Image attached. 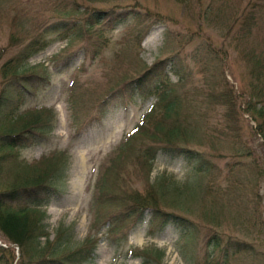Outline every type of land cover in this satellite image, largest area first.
<instances>
[{
  "label": "rangeland",
  "instance_id": "374dc122",
  "mask_svg": "<svg viewBox=\"0 0 264 264\" xmlns=\"http://www.w3.org/2000/svg\"><path fill=\"white\" fill-rule=\"evenodd\" d=\"M93 8L105 14H100L83 37L68 45L69 40L52 39L50 30L65 29L68 22H74L71 30L77 31ZM111 11L138 17L111 29ZM34 40L48 43L30 58L23 55L27 77L47 67L51 83L49 87L30 83L15 114L7 118L0 113V125L22 131L35 120L29 111L53 108L51 117L37 119L50 128L19 151V157L29 162L56 151L68 155L64 177L56 180L54 198L42 219L48 240L53 241L61 228L71 233L72 246L102 235L84 264H141L142 257L134 254L143 249L163 250L165 264H215L223 262L220 252L211 249L216 233L221 248L236 250L228 254V264H264V142L254 132L259 120L243 111L246 101L261 104L256 94L264 85L251 71L258 57L264 65V0H0V81L1 66L22 55L25 45ZM71 56L70 62H63ZM160 60L169 64L168 70L177 64L187 69L188 78L183 82L173 74L170 80L175 96L183 102L186 120L197 129L190 133L193 141L186 147L198 158L184 162L159 154L148 174L135 161L125 159L114 178L108 177L106 171L117 146L141 122L155 97L129 98L126 89L110 97L107 88L123 76L128 77L126 81L137 78L144 63L152 66ZM156 74L154 71L152 76ZM220 78L227 83H219ZM4 85L0 82V92ZM124 85L122 81L115 88ZM229 90L235 106L228 115L219 94ZM71 100L76 102L74 109ZM198 163H206L209 171L193 175L191 170ZM8 171L13 173L2 162L1 189L11 186ZM163 171L178 181L200 176V184L210 188L204 198L185 204L198 216L192 254L183 253L184 238L171 227L159 237L148 236L146 220H119L120 231L110 237L106 232L108 218L120 217L121 205L112 194L120 189L143 193L148 181ZM105 189L109 198L103 209L99 196ZM120 237L116 247L114 240ZM45 238H39L42 245ZM8 243L14 245L0 230V244L7 245L0 251V264H34L38 258H28L27 252L21 255ZM230 243L236 244L235 249ZM207 251L214 263L205 259Z\"/></svg>",
  "mask_w": 264,
  "mask_h": 264
},
{
  "label": "trees",
  "instance_id": "16d2710c",
  "mask_svg": "<svg viewBox=\"0 0 264 264\" xmlns=\"http://www.w3.org/2000/svg\"><path fill=\"white\" fill-rule=\"evenodd\" d=\"M178 1L185 2L187 0ZM92 12L87 14L84 24H82L85 32H89L101 17L102 12L100 10L93 8ZM108 17L111 28H115L129 19L128 12L115 13L111 11ZM132 17L135 16L132 14ZM77 33L74 37L82 36L81 30ZM38 44L37 40L31 41L22 55L18 54L14 57L15 60L7 62L1 68L2 78L5 82L4 88H1L0 92V103H2L0 104V113L3 117L8 118L15 114L25 100V92L30 89L28 87L30 83L38 84L39 82L43 84L45 82L44 79H40L35 71L32 72V76L27 77L23 65V55H32L43 49L47 45V41L43 40ZM165 66V62L155 63L138 79L128 83L124 82V88L127 87L129 97L137 93L142 95L146 89L154 95L156 103L144 116V123L139 125L135 133L116 150L115 156L111 159L106 171L108 177L112 175L114 178V172L117 168L122 167L121 162L125 159L135 161L148 174L151 172L154 160L159 153L184 162L194 161L198 158L193 150L186 147L193 141L190 133H196L197 129L186 120L181 105L183 102L175 96L168 80L162 84L158 78L159 73L154 77L151 76L155 70L160 71L159 69L162 70ZM173 69L176 74L181 76V80L188 75L186 68L182 65L177 64ZM251 72L253 76L255 73L264 85V65L259 57L253 62ZM44 73H47L45 68L41 70V75ZM151 78L153 79L151 80ZM125 80L126 77L121 79V81ZM223 81H225L224 78L219 79V83ZM124 88L117 91L110 89V93L108 90L107 93L110 97H115ZM31 89H35V87H31ZM219 95L227 106L228 115L232 114L235 106L232 90ZM256 97L261 99V104L257 106L256 103L246 101L243 111L247 112L253 120H259L256 122L254 132L260 134L264 140V88L259 89ZM106 101L104 100L103 103ZM29 113L31 114L30 117L32 116L35 120H31V123L28 120L29 124L22 131L14 132V130L0 125V170L2 162H4L6 168L9 167L13 171V173L8 171V183L11 186L4 189L0 188V230L10 242L19 247L21 255L27 252L28 258L37 256L34 264H83L92 255L98 238H87L80 244L72 246L70 244L71 233L61 228L57 231L53 241L48 240V233L45 231L46 226L42 221L46 215L44 207L54 198L52 191L56 188L55 182L63 177L64 171L67 169L68 157L64 152H56L50 156L42 157L40 161L33 162L19 157L21 147H25L27 141L35 140L36 134L43 132L47 127L45 121L42 120L38 123L37 119L43 117L46 120L47 117L52 116L53 111L49 108H41L33 112L29 111ZM40 165L44 166L40 167ZM204 171H209V166L206 163L205 165L198 163L191 170L193 175H202ZM261 175L259 172L258 176ZM148 182L143 193L138 191L129 193L120 189L117 193L112 194V196L118 197L117 203L121 205V209L120 217L111 216L108 218L110 226L107 228V234L114 235L120 231L119 220L139 223L145 219L146 213L149 215L146 221L149 234H153L155 231L162 232L166 226H171L172 229L179 231L181 237L184 238L183 249L192 250L197 239L198 218L196 217L198 216L194 215L193 209H188L185 204L197 198L200 199L201 196L204 198L210 192V188L205 183L200 184V176L188 177L184 181H178L166 171L154 177L152 182L150 180ZM107 191L108 189L101 191L99 196V205H103V209L107 205L105 204L106 200L109 198ZM257 197L262 200L259 192ZM190 215L192 216L190 217ZM41 236L46 237L43 245L39 240ZM213 237L215 241L211 249L220 252L223 260L222 263L216 262L215 264H228V254L233 255L236 250L228 252L227 248H221L220 236L215 233ZM229 245L235 249V243ZM4 250L6 249L0 246V251ZM43 254H47V256L44 257ZM136 255L151 258L154 262L162 264L159 258L161 257L160 252L149 256L148 252L138 251ZM205 259L211 260L213 263L215 261L209 251L206 252ZM19 262L24 264L23 261ZM142 264H145V261Z\"/></svg>",
  "mask_w": 264,
  "mask_h": 264
}]
</instances>
